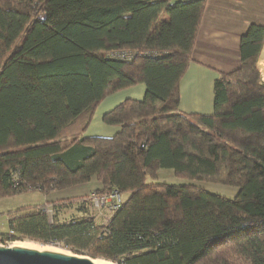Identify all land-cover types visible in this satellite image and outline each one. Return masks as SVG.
<instances>
[{
    "label": "trees",
    "instance_id": "trees-1",
    "mask_svg": "<svg viewBox=\"0 0 264 264\" xmlns=\"http://www.w3.org/2000/svg\"><path fill=\"white\" fill-rule=\"evenodd\" d=\"M206 0H0V199L95 181L126 198L107 226L87 195L0 214L11 241L65 245L116 264H264V27L241 37V63L219 74L213 114L178 111L179 83ZM133 52L129 61L123 53ZM142 100L106 112L111 138L85 133L109 95ZM161 170L181 184L158 182ZM201 182L237 187L232 198ZM197 185V186H196Z\"/></svg>",
    "mask_w": 264,
    "mask_h": 264
},
{
    "label": "crops",
    "instance_id": "crops-1",
    "mask_svg": "<svg viewBox=\"0 0 264 264\" xmlns=\"http://www.w3.org/2000/svg\"><path fill=\"white\" fill-rule=\"evenodd\" d=\"M190 1L194 0H171V3ZM252 24L264 27V0H206L191 63L179 83L180 113L213 114L214 82L219 74L239 69L240 40ZM262 56L264 43L259 58ZM144 92V84H138L106 97L97 107L85 136L111 138L119 129L105 125L103 115L126 99L142 100Z\"/></svg>",
    "mask_w": 264,
    "mask_h": 264
},
{
    "label": "rangeland",
    "instance_id": "rangeland-1",
    "mask_svg": "<svg viewBox=\"0 0 264 264\" xmlns=\"http://www.w3.org/2000/svg\"><path fill=\"white\" fill-rule=\"evenodd\" d=\"M257 68L261 72V74H262L261 80L264 82V61L260 62L258 60ZM158 182L159 183L165 182L167 184L177 185V184H181L183 181L177 180L176 178H174L170 171L162 170L158 173ZM199 185H200L201 189L205 190L206 192H208L210 194H214V195H218V196L221 195L222 197H226V198L234 197L235 194L237 193V190H238L237 187L213 185V184H210L208 182H201ZM95 187H96V183L94 181H91L88 184L77 186V187L71 188L69 190L62 191V192L53 193L48 198H44L39 193H28V194L16 195V196L9 197V198H3V199H0V214H5L7 212L15 211L16 209L24 207V206H30V205H38V206L41 205L42 206L43 203L45 204L47 202L52 203V202L57 201V200L67 199L70 197H80L83 195L88 196L89 194H91L94 191ZM113 188H117V187H112L111 189H113ZM119 192H120V190H119ZM125 198L126 197L124 195H122L123 201L125 200ZM54 213H55V211L52 212V215ZM68 213H69L68 209L57 210V219H54L52 217L53 222H54V220L59 222V223H63L64 221H67ZM0 216H2V215H0ZM4 223H5V219L0 218V232H3V230H4V225H3ZM16 242L31 243L37 247H40V248L60 249V250L66 251L72 255L88 257L86 254L84 255V253L86 251H84L82 254H77L74 251H72L70 248L65 247L64 244L62 246L61 245H53V244H49V243H47L46 245H42L41 243H38V242L28 241L26 239H21V240L11 241L9 246L12 245L13 243H16ZM88 258H90V257H88ZM109 262H111V261H109ZM111 263H113V262H111ZM113 264H116V263H113Z\"/></svg>",
    "mask_w": 264,
    "mask_h": 264
},
{
    "label": "built area",
    "instance_id": "built-area-1",
    "mask_svg": "<svg viewBox=\"0 0 264 264\" xmlns=\"http://www.w3.org/2000/svg\"><path fill=\"white\" fill-rule=\"evenodd\" d=\"M134 57L133 52L123 53V60H130ZM264 83V82H263ZM88 202L86 204L79 205L76 204L74 208L68 209V214H76L77 210L80 208L85 211V214L88 215L91 219L95 221H102L105 226H107L111 220L112 215L120 209L123 199L122 195L117 188H113L110 192L104 195H96L94 192L89 194ZM44 212L49 216V223H53L52 212L53 210L49 207L43 209ZM70 220L67 217V224ZM64 223V222H63ZM62 224V223H61ZM14 233L11 231H6L5 233H0V247L9 246L11 243L12 235Z\"/></svg>",
    "mask_w": 264,
    "mask_h": 264
},
{
    "label": "water",
    "instance_id": "water-1",
    "mask_svg": "<svg viewBox=\"0 0 264 264\" xmlns=\"http://www.w3.org/2000/svg\"><path fill=\"white\" fill-rule=\"evenodd\" d=\"M0 264H94L90 258L24 247H0Z\"/></svg>",
    "mask_w": 264,
    "mask_h": 264
},
{
    "label": "bare ground",
    "instance_id": "bare-ground-1",
    "mask_svg": "<svg viewBox=\"0 0 264 264\" xmlns=\"http://www.w3.org/2000/svg\"><path fill=\"white\" fill-rule=\"evenodd\" d=\"M24 247V248H28V249H35V250H38V251H53V252H59V253H63V254H66V255H72L66 251H63V250H60V249H55V248H40V247H37L31 243H21V242H16V243H13L11 245V247ZM91 261L94 263V264H113L111 262H107V261H103V260H93L91 259Z\"/></svg>",
    "mask_w": 264,
    "mask_h": 264
},
{
    "label": "clouds",
    "instance_id": "clouds-1",
    "mask_svg": "<svg viewBox=\"0 0 264 264\" xmlns=\"http://www.w3.org/2000/svg\"><path fill=\"white\" fill-rule=\"evenodd\" d=\"M262 81V80H261ZM262 83H263V81H262ZM264 84V83H263ZM11 246V245H10ZM2 247H4V246H2Z\"/></svg>",
    "mask_w": 264,
    "mask_h": 264
}]
</instances>
